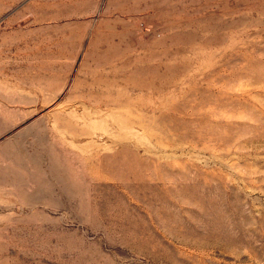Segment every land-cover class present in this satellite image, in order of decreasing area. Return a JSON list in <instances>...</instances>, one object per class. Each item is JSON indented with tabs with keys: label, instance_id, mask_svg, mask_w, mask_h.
<instances>
[{
	"label": "rangeland",
	"instance_id": "rangeland-1",
	"mask_svg": "<svg viewBox=\"0 0 264 264\" xmlns=\"http://www.w3.org/2000/svg\"><path fill=\"white\" fill-rule=\"evenodd\" d=\"M0 264H264V0H0Z\"/></svg>",
	"mask_w": 264,
	"mask_h": 264
}]
</instances>
